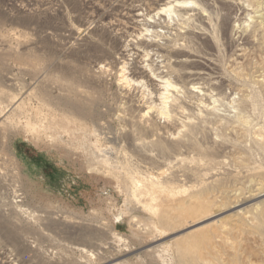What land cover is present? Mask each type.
Returning a JSON list of instances; mask_svg holds the SVG:
<instances>
[{"label": "rangeland", "instance_id": "rangeland-1", "mask_svg": "<svg viewBox=\"0 0 264 264\" xmlns=\"http://www.w3.org/2000/svg\"><path fill=\"white\" fill-rule=\"evenodd\" d=\"M58 1L61 2L21 12L10 8L8 0H0V248L6 245L27 254L32 264H178L174 247L170 245L180 236L202 232L210 238L204 251L210 253L215 264H264L261 220L264 212L253 208L262 199L241 203L249 197L253 186L264 187V90L256 83L257 77L264 78V49L247 46L242 36L248 32L246 35H250L259 25L264 27V0H239L240 4L236 0L238 3L234 1L232 7L220 0H203L204 4L202 0H184L188 1L182 6L185 8H179L176 14L182 17H160L157 23L163 24L159 23L158 30L163 35L156 37L158 41L175 53L199 54L211 59L212 69L208 67L211 70L206 71L227 81L215 88L207 80L199 81L198 92L191 94L187 93L192 88L190 80L183 78L182 72L201 71L203 67L188 63L182 70L178 68V73L162 69L167 76L165 80L169 78L177 86L176 91L169 89L167 101L168 110L176 116L170 114L171 121L166 122L159 118L164 129L155 132L176 136L175 146L159 143L146 147L143 153L147 154L116 141L121 126L117 116L126 101L119 87L120 76L122 71L126 75L131 73V61L124 62L118 52L130 41L131 44L141 41L129 35L120 40L121 36H115L108 23L122 19L129 9L138 5L147 15L149 3L155 0ZM195 9L202 12L203 19L196 15ZM205 24L208 29L202 26ZM142 29L134 36L142 31V41L156 39L152 33L148 37ZM193 30L206 36L190 37ZM235 36L240 38L237 40ZM260 42L264 45V36ZM238 47L247 49L246 59L237 57ZM159 57L152 53L145 57V61L148 59L145 65L151 61L160 64L163 59ZM100 67L105 71L97 72ZM97 78L101 82L97 83ZM149 84L145 79V91L134 86L129 88V95L137 100L145 93L142 97L147 106L155 103L160 108L159 93L165 90L157 88L160 89L157 95ZM158 85L163 87L162 83ZM82 87L95 94L92 101L82 97ZM31 92L44 95L45 106L56 112L59 119L64 115L63 105L84 109L89 118L87 125H95L102 139L101 147L87 146V150L98 154L99 149L105 153L111 161L106 168L119 173L118 165V168L126 167L145 177V181L154 179L170 191L190 192L188 196L201 192L197 195L208 199L211 211L223 209L225 213L193 227L191 222L198 218L184 217L176 220V231H154V215L127 195L122 181L99 172L105 168L94 158L85 157L79 149L68 152L47 140L33 143L24 134L22 116L20 120L12 111L17 102L28 100ZM3 93L12 94V99L8 100ZM29 104L34 108L42 103L34 97ZM9 107H13L12 111ZM9 116L14 118L11 123L6 120ZM172 117L174 120L179 117V122L197 124L198 127L190 130L191 139L177 135L179 129L170 125ZM163 170L167 171L165 175H159ZM17 199L22 200L17 205H22L32 216L17 208ZM237 203L241 205L236 207ZM245 208L250 216L239 218L235 212ZM37 217L42 220L38 222ZM65 223L74 227V233L65 228ZM112 231L126 242L111 245ZM99 245L103 248L99 249Z\"/></svg>", "mask_w": 264, "mask_h": 264}, {"label": "bare ground", "instance_id": "bare-ground-1", "mask_svg": "<svg viewBox=\"0 0 264 264\" xmlns=\"http://www.w3.org/2000/svg\"><path fill=\"white\" fill-rule=\"evenodd\" d=\"M185 1L183 0V2H179V0H155L153 3L152 2L149 3L148 9L149 8L150 9H149V13L147 15H145V13L143 12L144 8H142V6H140V5H138V6H135V7H132L131 9H129L128 12L123 15L122 19L115 20L113 22L108 23V26L111 27L112 31L116 32L115 36H118V35L121 36V37H119L120 40H121V38L125 37L126 35H129V36L134 37V39L136 38L137 40L141 41L140 43H138V42H135L136 41L135 40L134 41L135 44L133 42H132L133 44H131V41H130V43L127 42L130 45L125 44V46L121 47V49H123V50L118 52V55L121 57V59H124V62L131 61V63H130L131 73L129 72L130 76L128 77L127 75L129 73L126 75L124 71H122V75L120 76V83H119L120 86L119 87H120L121 93L124 96L126 101H124V104L122 105L123 107L119 111V115L117 116V118H118L117 122H119L121 124V126L119 127L120 130H118V137H117L116 141L120 144L123 143L124 146L126 145L125 146L126 148H127V146H128V148H133V149L135 148V149L140 150L143 153V151L145 150L146 147L156 146L159 143L160 144L168 143L170 145L171 144L174 145V141H175L174 139L176 136L173 137L174 135H168V136L164 135V136H166V137H164L163 135H161L162 132L161 133L155 132L156 130L162 131L161 129H164V127L161 126L162 123L159 124V122H158V120H160L159 118H163L165 120V122H166V120H169L171 118L172 112L170 113L171 110L170 111L168 110L169 105L167 102L170 99V97L168 95V94H170V92H168V91L170 88L173 90L175 89V91L177 90V86L175 85L174 82L170 81L171 79L168 78L167 80H165V78L167 76L166 75L164 76V72L162 71V69H167L170 71L172 70L173 72H176L178 68L181 69V67H184V65H186L188 63L203 67L202 69H204V70H201V71H197V70L191 71L190 70L188 72H182L181 76L183 78H187L190 80V81L189 80L188 81L191 83L192 88L190 90L188 89L189 92L187 91V93H191V94L198 92L197 91L198 88H196V86L198 85L199 81L204 80V82H205V80H207L210 82L209 86H212L213 88H215V86H217V84H220V86L221 85L223 86L227 81V80L221 79L222 78L221 76H220L221 78H219V79L215 78L216 77L215 75H214L215 77H212L211 76L212 74L206 71V69H209V70L212 69L210 67L212 62L211 63L209 62V60L211 61V59L208 60L204 57L202 58V56L201 57L197 56L199 54L194 55L192 53H184V52L182 54L181 53L178 54L179 51H178V53H175L174 50L173 51L168 50L167 47H169V46H166V44L161 43L156 38V37L159 38L160 33L162 34V31L158 30V27L160 26L161 23L163 24V22H161V23L159 22L160 24L157 23V21H159L160 17L163 15H166L168 17H172V16L175 17L176 14L178 12H180L179 8H181L184 4H187L188 1L187 2H185ZM220 1L222 4L229 6V7H232L237 2L236 0H220ZM234 1H236V2L234 3ZM259 1H261V0H259ZM196 2H194V3H196ZM201 2L204 4L203 0ZM238 2H239V0H238ZM245 2H247V0ZM194 3H193V5H194ZM248 3H249V1H248ZM239 4H240V2H239ZM199 5L200 4L198 3V6ZM191 6H192V4H191ZM241 6H243V5H241ZM246 6H244V7H246ZM248 7H250V6H248ZM253 7H252V9H253ZM182 8H185V7H182ZM187 8H188V6L186 7V9ZM191 8H193V7H191ZM256 8H258V7H256ZM263 8H264V6L262 7V10H263ZM199 9H201V8H199ZM246 10H248V9H246ZM194 11H197V9H195ZM187 12H188V10H187ZM187 12H186V14H187ZM198 12L199 11H197V14L196 13L195 14L198 17H200L201 19H203L204 16L201 15L202 12H199V13ZM256 12H258V11H256ZM192 13H194V12H192ZM203 13H206V11L204 12V10H203ZM253 13H254V10H253ZM257 14H259V13H257ZM183 15H185V14H183ZM177 16H179V15H177ZM258 16H260V15H258ZM262 16H263V14H262ZM179 17H182V16H179ZM177 19H179V18H177ZM162 20H164V19H162ZM162 20H160V21H162ZM167 20H169V18ZM205 20H207V23L210 22V21L208 22V18ZM172 22H173V19H172ZM224 22H226V21H224ZM228 22H227V24H228ZM230 24H231V22H230ZM199 25H200V23H199ZM145 26L147 28H153V29H151L149 31L148 29H146ZM202 26H206V24L202 25ZM202 26H201V29H202ZM140 27H145V28H143L144 30L142 28L141 29L143 31L147 32L146 35L148 36L149 35L148 33H152V35H155V38L157 40L156 39L155 40L150 39V42H148L149 36L147 37L148 38L147 39L146 36L144 35L145 39H147V40L142 41V40H144L143 38H141V35H142L141 32L142 31L139 32L140 35L137 36V34H136L134 36V34L137 31L141 30ZM197 27L200 28V26H197ZM197 27L195 28V30L198 29ZM205 28L208 29L207 26ZM160 29H161V27H160ZM191 29H193V28H191ZM230 29H231V26H230L229 30ZM195 30H193L194 31L192 33L193 36H190V37L196 36L199 38H204L206 36L204 34V32L199 33L200 31L196 32L198 30H196V31ZM229 30H227V31H229ZM236 31H237V28H236ZM119 32H122V33L119 34ZM252 32H253V30H252ZM231 33H232V31H231ZM248 33H246V34H248ZM206 34H208V33H206ZM246 34L242 33V36H244V42L247 46H249L251 48L260 46V48L264 49V45L260 42V38L262 36H264V27H262V25L257 26L255 31L253 33H251L250 35H246ZM188 35H190V34H188ZM150 38H154V36H151ZM162 38L165 39V37H163V36H162ZM232 38H234V37H232ZM239 38L236 37L237 40ZM234 39H232L233 42H234ZM166 40L167 39H165V41ZM231 44H232V42H231ZM130 46H132V47L129 48ZM150 48H151V50H150ZM244 48H239L238 54H237L238 58L246 59L247 49H244ZM188 49H190V47ZM175 50H176V48H175ZM182 51H184V50L182 49ZM182 51L180 50V52H182ZM150 53L151 54L155 53L157 56H160L159 58L163 59V61L160 62L161 66L157 60L158 57L156 60H157L159 65L158 64L154 65L155 62L153 63V61H151V60H149V61H151V62H149L150 63L149 65H147V63L145 65V62H148V59H147V61H145V57L146 58L150 57L151 56ZM152 58H153V56H152ZM161 59H159V60H161ZM103 60H105V59L103 58ZM153 60H155V59H153ZM156 66H158V67H156ZM208 67H210L211 69ZM185 68H186V66H185ZM100 70L105 71V68L100 67V69L97 70V72ZM165 72H167V71L165 70ZM177 73H178V71H177ZM102 74L104 75L105 73L102 72ZM171 74L173 75V73H171ZM100 76H101V74H100ZM257 78L258 79L256 80V83L258 85H260L262 87V89L264 90V78L263 77L262 78L257 77ZM145 79H147L148 82L154 87V90L156 91L157 95H158L161 88H163L165 90L164 93H161V92L159 93V99L162 101L160 108H159V106L154 105L155 103H152L149 106H147V103H145L143 100L145 97L144 98L142 97L145 95V93H144V95H141L139 97V98H142V100H140L139 98L138 99L136 98L137 100H134L132 97H130L129 88H132L134 86H139L141 89H143V91H145ZM156 79H159V81ZM94 80H95V78H94ZM242 80H244V79H242ZM96 82L97 83L101 82L100 78H97ZM157 82L162 83L163 87H161V85L159 86ZM92 83H94V81ZM228 83H230L229 79H228ZM98 85H100V84H98ZM104 85H102V86H104ZM96 87H98V86H96ZM157 88H160V89H157ZM82 89H84V91L82 92V97L89 100V101H92V98L94 97L95 94L91 93L90 91H88L84 87H82ZM134 89H136V88H134ZM6 90L8 91L7 88H6ZM138 90H139V88H138ZM33 91H35V90H33ZM136 91H137V89H136ZM9 92H11V90ZM131 92H132V90H131ZM36 93L37 92H35V93L31 92L28 100L26 99L19 104L17 102V104L14 106L11 105L14 107L13 111H12L13 107L12 108L9 107V108H11L10 110L12 112H15V114L19 115L17 117H20V120H21V116H22V119L24 120V122L21 125H22V130H23L24 134L27 137H29L33 143L39 144L41 141L47 140L52 145L62 146L68 152L79 149V150H81V152H83V155L85 157L88 158L90 156V157L94 158L93 160H95V162L97 161L96 163L98 165H102L105 168V169L100 168L103 171H99V170H97V171L105 174L106 176L110 175V176L118 179L119 181H122L124 187L126 188L127 195L130 196V198L133 201L137 202L138 204H142V206L144 207V210L146 209L147 211H149L151 214L154 215V217H155V221L153 223V230L154 231H158V232L167 231V230L176 231L175 230L176 229V227H175L176 220L184 218V217L185 218H195V217L198 218L196 220L194 219V221L191 222L190 227H193L194 225H197L199 223H204V222H207V221L212 220V219H217L225 213V210H223V209H215V210L211 211L209 209L208 199L201 198L200 195H197V193L200 194L201 192L196 191L195 193L192 194V196H188V194L190 192H186L185 190H184L185 191L184 193H181V192H183L182 190H179L178 192L170 191L167 186H163L160 183L155 182L154 179H151L150 181H145V177L141 176L140 174L135 175L131 170L127 169L126 167H123V168L119 167L118 168V166H119L118 165L116 169H120L119 173L113 172L111 170V168H109V169H108V167L106 168V166H109V162H111V161L108 157L105 156V153H102L101 150H99V149H98V154L94 151L89 152L87 150L88 149L87 146H91L94 148L101 147L102 146V139H101V135L98 133L99 130L94 128L95 125H90V126L87 125L86 121H88L89 118L85 114L84 109H82L81 107H74L71 105H63L64 115H62V118L59 119V118H57L56 112L53 113L51 110H49L45 106L46 103L44 100V95L43 96H41V95L37 96ZM44 93H47V92H44ZM135 93L136 92H134V94ZM141 93H142V91L140 92V94ZM3 94H5L7 96L6 98H8V100H9V98L12 97L11 96L12 94L11 95H9L7 93H3ZM17 95L18 94H16V96ZM120 96H121V94H120ZM34 97L37 100H39L42 104L40 106L33 108V107H31V104H29V103L32 100V98H34ZM134 97H136V96L134 95ZM2 98H4V97H2ZM48 98H49V96H48ZM153 98H154V96H153ZM244 98H245V95H244ZM246 99H249V98H246ZM16 100H17V98L15 99V101ZM245 101H244V103H246ZM248 101L249 100H247V103H248ZM9 102L10 101H8V103ZM158 102H160V101L158 100ZM5 105H6V103H5ZM167 105H168V108H167ZM44 107H46L47 109H44ZM4 108H5V106H4ZM6 108H8V107H6ZM51 109L53 110V108H51ZM176 111H177V109H176ZM6 112H8V111H6ZM6 112H4V113H6ZM174 112H175V110H174ZM182 112H183V110H182ZM172 116L175 118L176 114H175V116L174 115H172ZM173 117H172V122L170 125L172 127L174 126L175 128L177 127L179 129L178 131L176 130L177 135H179L180 137L183 136L184 138L187 137L188 139H191L192 133L190 130L192 128L198 127L197 124L192 122V121L179 122L178 121L179 117L178 118L176 117L177 120L176 119L174 120ZM85 118H86V120H85ZM6 120L10 121V123H11L14 120V118L12 119L9 116ZM170 121H171V119H170ZM14 123L17 124V122H14ZM168 127L170 128L169 125H168ZM199 128H200V126H199ZM262 133L264 135V130H262ZM168 134H169V132H168ZM173 134H174V132H173ZM66 137H67V139H66ZM145 137L146 138L148 137L147 138L148 140H145ZM180 137H179V139H180ZM93 139H95L96 142L93 143L92 142ZM262 143L264 144V139L262 140ZM143 154H147V152L143 153ZM134 157H136V156H134ZM144 157H145V155H144ZM139 159H140V156H139ZM166 172L167 171L163 170V172H161V174H159V175H165ZM192 197H193V199H192ZM257 199H262V201L253 205L254 210L255 211H261L262 210L261 212H264V207H263L264 206V187L258 188L257 186H253L251 188V190L249 191V197L242 200L241 203H245L246 201L248 202V201L257 200ZM18 203H22V200H18V199L15 200V204L17 205ZM240 205L238 204V206H236V207H239ZM17 208L20 211H23V213L25 212L26 215L29 214L30 216H32V214L28 213L29 212L28 210H24L22 208V205L21 206L17 205ZM247 210L248 209L245 208V209H241L235 213L238 215L239 218L240 217L241 218H248L250 216V212ZM33 216H35V215H33ZM38 218L39 217H37L38 222L42 220L41 219L42 217L39 219ZM261 220H262V222H264V214H262V213H261ZM65 224H64L65 228H67L70 233H74V231H75L74 227L71 225H68L69 223H65ZM112 239H113V241L110 243L111 245L124 244L126 242V239L123 236H121L120 234L113 232V231H112ZM209 244H210V238L208 236H206L202 232H197V233L195 232V233H190L188 235H184V236H180L179 238H176L174 240V242L170 245V247H174V252L176 255V261L178 262V264H215V259L214 258L212 259L209 257L210 253H207L204 251V248L207 247ZM98 248L101 249L103 247L101 245H99ZM17 252H19V251H17ZM23 255L24 254L21 253V259L24 257ZM23 264H25V263L23 262Z\"/></svg>", "mask_w": 264, "mask_h": 264}, {"label": "built area", "instance_id": "built-area-1", "mask_svg": "<svg viewBox=\"0 0 264 264\" xmlns=\"http://www.w3.org/2000/svg\"><path fill=\"white\" fill-rule=\"evenodd\" d=\"M61 2L58 0H8V6L12 9L19 10L23 12L28 8H36L39 6H47L52 3ZM21 259V254L13 249L12 247L3 245L0 248V264H32L29 255H23Z\"/></svg>", "mask_w": 264, "mask_h": 264}]
</instances>
